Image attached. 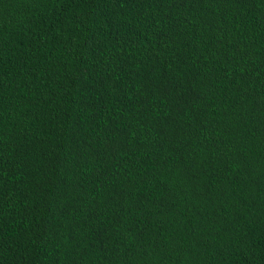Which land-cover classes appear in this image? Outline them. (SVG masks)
Wrapping results in <instances>:
<instances>
[{
    "label": "trees",
    "instance_id": "trees-1",
    "mask_svg": "<svg viewBox=\"0 0 264 264\" xmlns=\"http://www.w3.org/2000/svg\"><path fill=\"white\" fill-rule=\"evenodd\" d=\"M0 264H264V0H0Z\"/></svg>",
    "mask_w": 264,
    "mask_h": 264
}]
</instances>
